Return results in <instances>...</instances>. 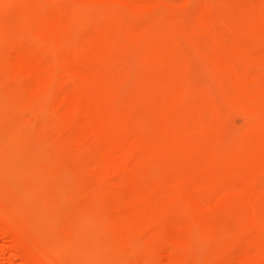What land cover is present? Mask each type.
<instances>
[{"label": "rangeland", "instance_id": "obj_1", "mask_svg": "<svg viewBox=\"0 0 264 264\" xmlns=\"http://www.w3.org/2000/svg\"><path fill=\"white\" fill-rule=\"evenodd\" d=\"M59 1V5L64 1L69 2ZM103 1L113 7L117 5L115 14L121 20V31L104 28L102 34L106 37H100L99 42L95 43V48L89 55L90 61L76 68H59L49 82L46 79L35 81L21 71L0 72L4 76V89L14 88L17 83H34V94L28 91L20 97L26 96L33 100L43 95L52 100H47V103L44 101L42 105L38 101V105H35L37 99L33 100L36 107L25 102L26 105L20 108V112L12 110L9 114L18 112L17 115L27 125L33 143L39 142L42 132L47 134L46 140L52 142L48 155L42 161V166L46 167H43L44 171L51 175V181L47 182L49 189L54 187L56 177L62 171H75L72 178L64 176L69 183L62 182L63 177L61 178V183H68L66 185L72 189L71 192L69 189L66 192V197L72 202L69 201L70 204L68 202L69 205L66 204L65 208L60 206L68 213L67 215L61 210L66 218H61V223H67L65 228L73 226L85 208L88 212L96 210L102 217L107 214L104 218L110 223L109 229L107 222H96L97 224L86 227V230L91 229L95 233H100L101 230L103 236L100 240L105 242L106 258L110 262L117 260L118 262H113L115 264H192L194 261V264H264V70L260 67L264 64V0H148L144 3L148 8L145 5L146 9L142 10L116 0ZM154 2L156 5H152ZM205 3L209 6H205ZM204 8H210L208 11L213 14L210 15L207 10L202 11ZM244 9L248 13L246 17ZM204 12L209 14L207 17H211L206 18ZM17 13V9L1 11L0 19L15 18ZM239 18L243 20L238 21ZM133 22L136 26H133ZM157 22L160 23L159 27ZM166 24L176 32L169 28L167 30ZM226 26L231 27L229 30L232 35L223 36L222 40L215 39V33ZM31 32L34 34L35 29L31 28ZM233 32L235 35L240 34L236 35L239 38L237 43L232 39ZM123 33L126 36L123 35L120 44L119 40L116 41ZM66 35H70L69 32ZM114 37H117L116 41H110ZM105 38H109L108 43H104ZM31 43L35 46L41 44L40 40H32ZM111 45L115 46L112 48ZM105 46L106 53L103 51ZM132 46L133 50L139 52L142 49L147 54L143 67H134L139 63H136L137 52H133ZM241 51L243 52L240 53ZM243 57L246 62L256 65H251L252 68L249 69L257 73V78L250 76L248 64L247 68L241 62V68L234 66L235 59L242 58L245 61ZM101 60H105L103 62L106 64L104 69L101 68L102 71L97 68L100 67ZM130 60L133 61L132 69L136 70L135 74L138 73L134 76L133 70H130ZM89 66L91 67L88 68ZM84 67H87L86 70ZM138 67L141 70L137 71ZM235 67L242 71L241 77H238L237 73L240 71ZM253 67L260 71L262 68V72ZM190 69H193L194 76ZM144 71L146 78L143 80L141 74ZM125 72H130L133 80L137 78L136 81L131 80V77H124ZM85 73L89 77H85ZM170 73H173L172 77ZM243 73L246 74V79L243 78ZM110 76L112 83L109 82ZM35 86H38L37 89ZM121 90L127 92L125 98H121L118 103ZM207 90L214 93L217 97H213L218 100L214 101ZM60 91L70 92L71 100L65 104L57 102L55 96ZM262 92L259 105L246 103L249 100L250 104L255 103L259 100L255 98ZM102 94H106L105 97ZM239 94L243 99L248 97L249 100L245 102ZM7 101H11V98ZM260 105L259 111L256 108ZM41 110L45 111L43 115L39 114ZM251 110H257L261 115L255 113L261 119L260 127L248 134L244 143L236 132L242 133L248 128L247 116ZM116 111L118 112L115 113ZM147 114L153 118L149 119ZM199 124H203L204 130L198 129ZM220 139L223 147L219 148ZM225 139L226 144H231L227 153L224 152L227 147L224 145ZM243 144L247 151L242 155V150L238 162L231 161L230 156L234 152L238 153ZM221 148L226 155L225 160L219 157L223 154ZM50 154L56 156V162H52ZM65 157L73 161H68ZM91 157L94 159H90ZM240 160L243 161L242 166L239 164ZM238 169L242 171L239 172ZM73 178L75 182L71 180ZM74 189L76 192H73ZM66 197L64 195L65 199ZM87 210L85 214L88 213ZM2 229L0 264H27L22 257V250L19 246L16 247L15 239L4 235ZM203 229L207 231L203 233ZM180 238L182 240L177 241ZM66 260L70 264V258Z\"/></svg>", "mask_w": 264, "mask_h": 264}, {"label": "bare ground", "instance_id": "obj_2", "mask_svg": "<svg viewBox=\"0 0 264 264\" xmlns=\"http://www.w3.org/2000/svg\"><path fill=\"white\" fill-rule=\"evenodd\" d=\"M58 1L59 0H0V12L6 11V10H11V9H17V12H18L17 16L15 18L5 19V20L0 19V72L1 71H3V72L14 71V72L18 73L21 71V72H25L28 75H30L35 81L46 79L47 82H49L53 79L54 74H56V72H57V70H59V68H61V67L70 68V69L76 68L77 66H80V64H82L84 62L90 61L89 55L93 52V50L95 48V43L99 42L100 37H106L105 35L103 36V34H102V31L104 28L110 29L112 31L115 30V32L121 31V27H120L121 23L119 22L121 20L119 19L118 15L115 14V13H117L116 12V6L117 5L115 7H113V6L109 5L110 3H106L103 0H69V2H67V1L61 2L62 5H64V6H62V5H59L60 3H58ZM147 1L148 0H116V2H123L129 6L137 8L139 10L140 9L141 10L146 9L145 8L146 4H144V3ZM65 2H67V4ZM203 3H204V1H203ZM154 4L156 5L155 2L152 5H154ZM206 4L209 6L208 3H205V6H206ZM146 7L148 8L147 5H146ZM205 8H204V10H202V9L201 10L202 11H205V10L208 11L210 9V8H207V9H205ZM213 9H211V10L213 11ZM198 10H200V9H198ZM209 11L207 13H209ZM206 12H204V13L206 14ZM246 12H247V10H245V17H246V15H248V13L246 14ZM196 13H197V11H196ZM200 14H201V12H200ZM211 14H213V13H211ZM208 15L206 14L205 17L209 19L211 16L207 17ZM205 17L202 16V18H205ZM245 17H244V19H245ZM193 20H195V19H193ZM240 20H243V18H239L238 21H240ZM246 20L250 22V20H248V19H246ZM122 21L124 22L125 20L123 19ZM132 24H133V26H136L135 22H133ZM157 24H158V22H157ZM211 24L213 25L214 23L212 22ZM159 25H160V23L157 25V27H159ZM217 25H218V23H217ZM165 26L167 27L168 24H166ZM31 28L35 29L34 34H32V32H31ZM137 28L138 27H136V29ZM168 28L169 27H167V30H168ZM203 28L204 27H202V29ZM206 28L207 27H205V29ZM262 28L264 29V27H262ZM154 29H155V27H154ZM169 29H171V27ZM227 29L229 32H227ZM229 29H231V27L226 26L225 29L220 28V30H218V31L216 30L217 33H215L216 34L215 39L222 40L223 36L229 37L230 35H232V33H230L231 31ZM171 30L174 31V29H171ZM66 32H69L70 35H66ZM174 32H176V31H174ZM146 33H148V32H146ZM149 33H151V32L149 31ZM123 35H125V34L124 33L121 34L120 35L121 37H119V39H117V41L115 40L117 37H114V39H111L110 41L115 40L116 42H118V40H119L118 43L121 44L120 39L122 37H124ZM233 35H234L233 38L231 36L230 39L229 38L228 39L230 40V42L233 39V41H235V43H237L239 41L238 40L239 38L237 36L240 34L237 33L236 34L237 36H236L233 32ZM111 36H113V35H111ZM116 36H117V34H116ZM32 40H40L41 44L38 46L32 45V43H31ZM104 40H105L104 41V43H105V42H107V40H109V38H107V39L105 38ZM211 41H213V40H211ZM163 42H164V40H163ZM163 42H162V44H163ZM216 43H217V41H216ZM178 44L182 46V44H180V43H178ZM165 45L166 44H164V46ZM113 46H115V45H111L112 48H113ZM106 47L107 46H105V49L103 47V49H104L103 51H105L104 53L107 52ZM183 48L185 50V47H183ZM242 48H244V47H242ZM135 49H136V47H135ZM97 50H99V49H97ZM112 50H114V49H112ZM132 50H133V46H132ZM215 50H216V47H215ZM110 51H108V52H110ZM134 51H136V50H133V52ZM242 52L243 51H241L240 53H242ZM111 53H113V52H111ZM218 53H220V52H218ZM245 53H247V52L245 51ZM232 54H233V52H232ZM93 55H91V58ZM146 55L147 54H145V52L142 49H141V51L137 52L135 59L137 61L136 63H139V64L134 63V64H136V66H134V67H137V65H139V67H140V65H142L141 67H143L144 62L147 61ZM163 55H166V53L164 54V52H163ZM218 55L220 56V54H218ZM227 56H230V55H227ZM133 58H134V55H133ZM162 58H161V60H162ZM231 58L234 60L233 56ZM243 58L245 61H243L242 58L239 60L235 59L236 61H234V66L241 68V66H239L240 62H241V65H245V67L248 64L249 65L248 69L252 68V67H250L252 64H250L249 61L246 62L245 57H243ZM185 59H187V58H185ZM232 59H230V60L232 61ZM190 60L193 61V59H190ZM103 61H105V60H103ZM103 61L102 60L99 61L100 67L97 65L98 69H101V68L104 69L105 68L106 64ZM228 61H229V59H228ZM242 61L244 63H242ZM96 62H94V63H96ZM101 62H103V63H101ZM132 62L133 61L130 60V64H131L130 70L131 71L133 70L132 69ZM235 62H237L238 64ZM245 62H246V64H245ZM259 63H260V61H259ZM96 64H98V62ZM93 65H95V64H93ZM93 65H92V68H93ZM146 66H147V64H146ZM191 66H192V64H191ZM252 66H256V65H252ZM263 66H264V64L260 65V67H262L264 70ZM90 67L91 66H89L88 68H90ZM139 67L137 68V71L141 70V69H139ZM257 67H258V65H257ZM86 68H85V70H86ZM238 68H236V70H238ZM262 68H260L261 71L258 68L257 69L254 68V70H259L260 72H262ZM97 71H99V70H97ZM97 71H95V72H97ZM100 71H102V69ZM135 71H136L135 69L132 71L133 76L138 74L137 72L135 74ZM190 71L192 72L193 69L192 70L190 69ZM238 71H240V69ZM249 71H250V69H249ZM214 72H215V70H214ZM241 72L242 71L237 73L238 77L239 76L241 77V75H242ZM103 73L106 74L105 71ZM228 73H229V71H228ZM252 73H254V74H252ZM85 74H86L85 77H89L88 73H85ZM132 74H130V72H128V74H126V72H125V75H123V76L126 78H129V77H131ZM170 74L172 77L173 73H170ZM192 74H193V72L191 73V75ZM249 74L251 77L254 75L253 78L254 77L257 78V76H258V75L255 76L257 73L255 74L254 71L249 73ZM192 76H194V75H192ZM226 76H227V74H226ZM141 77H143V80L146 78V71H144V73L142 72ZM108 78H109V74H107V79ZM139 78H140V76H139ZM190 78H192V77L190 76ZM243 78L246 79V74H244ZM96 79H97V77H96ZM113 79H115V78L113 77ZM136 79L137 78H135V80H133L131 77V80H133V81H136ZM192 79H194V77ZM3 80H4V76H1V73H0V128L3 127V129L1 128L2 131L0 129V141H1V146H0V227L1 228L0 229L3 228L2 230H4V233H5L4 235L12 236L15 239V241H16L15 243L17 244V245L15 244V245H16V247L19 246V248L22 250L21 251L22 257H24V259H25L24 261H27V264H28V262H29V264H31V263H33V264H69L67 262L68 260H66L67 258H70V264H115L113 262H115L117 260L110 262V260H107V258H106L107 252L105 251L106 250L105 246H104L105 242L100 240V237L103 236L101 233V230H100V233L92 232V231H90L91 229L86 230V227L89 228L90 226H93L96 222H101V224H102V222L108 223V221L105 220V218L107 217L106 216L107 214L105 215L106 217L104 216L105 217L104 218L98 212H96V210H91L88 212V210L85 208V210H83L84 215H83V211L81 214H79V213H78L79 215L77 214L78 217L76 218L75 223H73L74 224L73 226L65 228V226H67V223H66V225H63L61 223L62 222L61 218L62 219L65 218V215H64L63 211H61V210L65 211L64 208H65L66 204H68V202L70 201L66 197V195H67L66 192L68 191V189L70 190V188H69L70 186L68 187V185H66V184H68L70 181L65 177L67 176L68 178H72L75 174V171H73V169H68L66 171L67 173H65V171H62V173L58 176L59 178L56 177L57 181H55L54 187L49 189L47 187L48 186L47 182L50 180L51 175L47 174L44 171V168H46V167L42 166V161L45 158V156L48 155L47 153H48V151H50V143L52 144V142L51 141L49 142L48 140H46L47 134H45V132H42L40 134L39 142L33 143L32 139L30 138L31 135L28 131L27 125L25 124V121L19 117V114L17 115V113L20 112L19 111L20 108H22L23 105H26L25 102L30 103L31 106H33V107H36L35 106L36 104L38 105V103H39L40 105H42L44 101H46V103H47V100L49 102L50 99H47V96L44 97L43 95H41L40 98H38V99L36 98L37 100L33 99V100H36V102L34 103L32 99L29 98L31 100L30 101L29 99H27L26 96L24 98L20 97V96L24 95V93H28V91H31L29 93L34 94V90H33L34 83H17V84L15 83L16 86L14 88L6 90L2 87ZM110 80H109V82L112 83V76H110ZM187 80H188V82H190L189 79H187ZM115 81L116 80H114V82ZM193 81H196V80H193ZM95 83H97V82H95ZM147 84H149V83H147ZM196 84H199V83H196ZM225 84H226V81H225ZM190 85H192V84H190ZM47 86H49V85H47ZM37 87L35 86L36 89H37ZM71 89H73V88H71ZM93 89H95V88H93ZM186 89H189V88H186ZM50 90H51V88H50ZM225 90H228V88ZM68 91H67V93H66V91H65V93H61V91L57 92V94L55 96L56 97L55 100L57 102H63L64 104L67 103L68 101H70L72 98V94ZM120 92L122 94L120 93V98H119L120 101H118L119 100L118 99L117 100L118 103L121 102V98H123V97L125 98V95H126L125 92H127V91L124 92L123 90H121ZM202 92H204V91L202 90ZM207 92L211 93V91H208V90H207ZM237 92L239 93V91H237ZM193 93H194V91H193ZM197 93H199V91H197ZM211 94H212L211 97H213V96L217 97L214 95V93H211ZM262 94H263V92L260 93V95L257 98H255V99H259L255 102L256 104L254 102H251V104H250V102H249L250 100L248 99V97L247 98L245 97V99H246L245 100V99H243L241 94H239V97H242V99L245 102L249 100L248 102H246L247 104L249 103L248 105L255 106V105H259V103L261 102V99H262L261 95ZM105 95H103V97H105ZM31 96H32V94H31ZM34 96L35 95H33L32 97L35 98ZM205 96L210 98V96H208V95H204V97ZM214 97H213V100L215 99ZM8 98H11V101L8 102L7 101ZM53 98H54V96H53ZM106 100H107V98H106ZM184 100L186 101L185 98H184ZM215 100H218V99H215ZM37 101H38V103H37ZM50 101H52V100H50ZM97 101L99 102V100H97ZM113 101H114V99H113ZM221 101H222V99H221ZM223 101H225V100H223ZM104 102H106V101L104 100ZM109 102H111V101H109ZM105 104H107V103H105ZM247 104H246V106H247ZM262 104L264 105V102ZM218 105H220V104H218ZM261 105L259 108H256V107L255 108L260 111ZM235 107L237 108V106H235ZM221 108H220V110H222ZM42 109H46V108H42ZM224 109H226V108H224ZM12 110H17L18 112H15L14 115H11V114H9V111H12ZM114 110H115V107H114ZM257 110H255V111L251 110V113H250V111H248L249 114L247 117H248L249 125H248V128L244 132L241 133L239 131H237V132L235 131L236 134L239 136V138L241 137L240 139L244 140L243 141L244 143L246 142L247 136H249L248 134L252 133L253 131H256V129L258 127H260L259 124L261 122V119H259V116H261V115L258 114ZM107 111H108V109H107ZM118 111H116L115 113H117ZM44 112H45L44 110H41L39 114L43 115ZM46 112H47V110H46ZM256 112L259 116L257 114H255ZM259 113H261V112H259ZM6 114H9V115H6ZM113 115L115 116L114 112H113ZM147 115H148V117L150 116L149 114H147ZM206 115H208V114H206ZM263 115H264V113H263ZM209 116H210V114H209ZM150 118H151V116L149 117V119ZM37 119H39V115H38ZM47 119H46V121H47ZM202 120H203V123H205L204 119H202ZM44 121H45V119H44ZM209 122H210V120H209ZM140 125H141V123H140ZM199 126H200V128H198V129L204 130L203 124H199ZM31 127H32V125H31ZM190 131L192 132V129H190ZM179 132L182 133L181 131H179ZM225 133H227V132L225 131ZM235 139L239 141V139H237V137ZM220 141H221V139L219 140V142ZM226 141L227 140L225 139L224 145H226L227 147L225 148L224 152L227 153V151H229L228 149H230V148H228V146L231 144H230V142H229V144H226L227 143ZM237 144H239V143H237ZM218 145H219V148H220V146L223 147L222 141L220 143H218ZM232 146H234V145H232ZM232 146H231V149H232ZM261 147H263V146H261ZM190 148L188 147V149H190ZM54 149H55L54 151H56L55 147H54ZM84 150H86V149H84ZM221 150H220L221 153H223L224 155L219 153L220 154L219 157H221V160H225L226 155L223 152V148H221ZM242 150H243V153H242V155H243L245 153V151H247V148L244 144H243V147L240 151L238 149V151H239L238 153L234 152L230 156L231 161L238 162L240 159L239 156H241ZM55 153H57V152H54V154ZM51 154L49 155V156H52L51 158H53L52 159L53 161L52 160L51 161L56 162L57 161L56 156L54 157ZM222 155H223V157H222ZM82 156H84V155H82ZM210 156H213V155L211 154ZM85 157H83V159ZM188 157H189V155H188ZM164 158H166V157H163V159ZM90 159H94V158L91 157ZM63 160H65V159H63ZM67 160L73 161V160H69V159H67ZM242 162L243 161H241V160L239 162V164L241 166L243 165ZM239 169H238V171H239ZM255 169H256V167H255ZM241 171H239V172H241ZM80 173H82V172H79V174ZM153 175L154 174H152V176ZM233 176L237 177V175H233ZM147 177H148V175H147ZM151 177H149V178H151ZM61 178L63 179L62 182L63 181H66V182L69 181V182L63 185V183H61ZM71 180H74V178ZM83 180H84V178H83ZM78 181H79V178H78ZM78 181L76 180V182H78ZM74 182H75V180H74ZM71 190H70V192H71ZM74 190L75 191H73V192H76V189H74ZM79 191H80V189H79ZM205 193H207V192H205ZM102 194H104V193H102ZM64 195H65L66 199L64 198ZM75 195H77V194L75 193ZM202 197L204 198V196H202ZM198 198H200V197H198ZM201 201L204 202V199L201 198ZM70 202H72V201H70ZM70 202H69V204H70ZM96 202H97V200H96ZM97 204H98V202H97ZM61 205L64 206L63 209H61V207H60ZM106 207H107V205H106ZM91 209H93V208H91ZM72 210H73V208H72ZM86 210L88 212L87 214H85ZM65 213H67V212L65 211ZM67 215H68V213H67ZM258 217H259V215H258ZM261 217H263L262 213H261ZM107 220H108V218H107ZM222 222H224V220ZM69 223L70 222H68V224ZM224 224H225V222H224ZM224 224L222 223L223 226H224ZM262 224H263L262 227H264V223H262ZM106 225L108 226V225H110V223H108ZM108 229H109V226H108ZM221 229H222V227H221ZM203 230H204V232L202 231L203 233H205L207 231V230L205 231V229H203ZM210 231H212V230H210ZM176 237H178V235ZM175 240H176V238H175ZM178 240H182V239L180 238V239H177V241ZM18 254H20V253H18ZM148 261H149V259H148ZM194 262H196V261H194ZM194 262L192 264H194ZM147 263L148 262H146L145 264H147Z\"/></svg>", "mask_w": 264, "mask_h": 264}]
</instances>
